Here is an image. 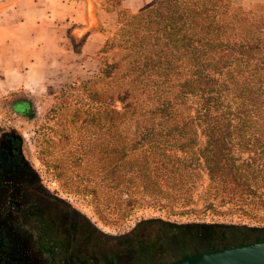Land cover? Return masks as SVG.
<instances>
[{"label": "trees", "instance_id": "trees-1", "mask_svg": "<svg viewBox=\"0 0 264 264\" xmlns=\"http://www.w3.org/2000/svg\"><path fill=\"white\" fill-rule=\"evenodd\" d=\"M250 5L151 0L134 13L119 10L116 40L97 52L89 80L72 84L83 94L76 104L85 107V123L103 120L108 132L121 123L129 140L120 159H139L146 184L183 176L191 186L203 170L207 200L244 211L264 195V11ZM114 46L121 55L109 64ZM19 104L13 111L27 114ZM233 147L251 155L240 158Z\"/></svg>", "mask_w": 264, "mask_h": 264}, {"label": "rangeland", "instance_id": "rangeland-1", "mask_svg": "<svg viewBox=\"0 0 264 264\" xmlns=\"http://www.w3.org/2000/svg\"><path fill=\"white\" fill-rule=\"evenodd\" d=\"M251 5L264 11L258 3ZM117 36L115 29L107 40L115 41ZM120 55L121 49L114 46L106 61L115 63ZM74 82L80 81L37 93L16 91L0 96V138L6 134L19 141L22 160L40 182L44 195L56 199L55 204H49L55 231L49 227L50 233H19L29 247L25 249L28 261L164 264L182 254L264 241V195H257V204L244 211L207 200L210 186L203 170H196L191 186H184L183 176L167 184H146L139 159L131 161L132 154L128 161L120 159L129 140L121 123L108 132L103 120L84 122L85 107L76 104L83 94ZM21 101L27 108L25 115L13 111V103ZM233 148L240 158L251 155ZM112 166L118 168L109 176ZM208 202L211 208L206 209ZM136 241L144 246L139 248ZM36 243L51 247L49 253H38Z\"/></svg>", "mask_w": 264, "mask_h": 264}, {"label": "crops", "instance_id": "crops-1", "mask_svg": "<svg viewBox=\"0 0 264 264\" xmlns=\"http://www.w3.org/2000/svg\"><path fill=\"white\" fill-rule=\"evenodd\" d=\"M235 1L264 9V0ZM148 2L0 0V96L87 80L96 71V54L116 27L119 10L134 13ZM20 236L0 232V264H36L32 256L26 259L29 247ZM38 244L35 249L42 253Z\"/></svg>", "mask_w": 264, "mask_h": 264}, {"label": "flooded vegetation", "instance_id": "flooded-vegetation-1", "mask_svg": "<svg viewBox=\"0 0 264 264\" xmlns=\"http://www.w3.org/2000/svg\"><path fill=\"white\" fill-rule=\"evenodd\" d=\"M18 106L25 108L24 104ZM44 194L40 182L22 160L19 141L12 135L1 136L0 232L50 233L49 227L55 231L49 204H55L56 199Z\"/></svg>", "mask_w": 264, "mask_h": 264}, {"label": "water", "instance_id": "water-1", "mask_svg": "<svg viewBox=\"0 0 264 264\" xmlns=\"http://www.w3.org/2000/svg\"><path fill=\"white\" fill-rule=\"evenodd\" d=\"M166 264H264V241L201 252Z\"/></svg>", "mask_w": 264, "mask_h": 264}]
</instances>
